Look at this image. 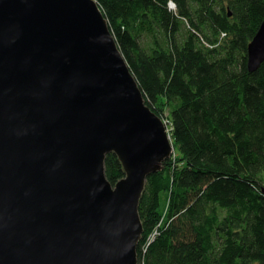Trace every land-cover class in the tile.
<instances>
[{"label": "water", "instance_id": "water-1", "mask_svg": "<svg viewBox=\"0 0 264 264\" xmlns=\"http://www.w3.org/2000/svg\"><path fill=\"white\" fill-rule=\"evenodd\" d=\"M173 152L95 0H0V264H138L146 178Z\"/></svg>", "mask_w": 264, "mask_h": 264}, {"label": "trees", "instance_id": "trees-1", "mask_svg": "<svg viewBox=\"0 0 264 264\" xmlns=\"http://www.w3.org/2000/svg\"><path fill=\"white\" fill-rule=\"evenodd\" d=\"M95 1L174 146L146 178L138 264H264V0ZM104 168L124 175L113 153Z\"/></svg>", "mask_w": 264, "mask_h": 264}, {"label": "rangeland", "instance_id": "rangeland-1", "mask_svg": "<svg viewBox=\"0 0 264 264\" xmlns=\"http://www.w3.org/2000/svg\"><path fill=\"white\" fill-rule=\"evenodd\" d=\"M165 113H166V112H165ZM162 119H163V118H162ZM163 120L166 122V124H168V121H167V119H166V118H164ZM167 127H168V125H167ZM151 234H156V231H154V232H151ZM151 234H150V235H151ZM138 263H139V261H138Z\"/></svg>", "mask_w": 264, "mask_h": 264}]
</instances>
